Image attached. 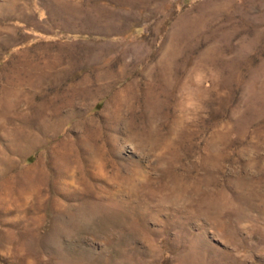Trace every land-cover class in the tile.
Here are the masks:
<instances>
[{"label":"rangeland","instance_id":"1","mask_svg":"<svg viewBox=\"0 0 264 264\" xmlns=\"http://www.w3.org/2000/svg\"><path fill=\"white\" fill-rule=\"evenodd\" d=\"M0 264H264V0H0Z\"/></svg>","mask_w":264,"mask_h":264}]
</instances>
